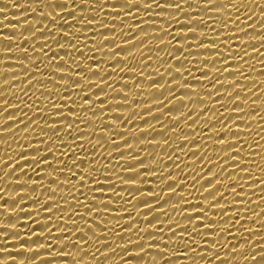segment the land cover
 I'll list each match as a JSON object with an SVG mask.
<instances>
[{
    "label": "bare ground",
    "instance_id": "6f19581e",
    "mask_svg": "<svg viewBox=\"0 0 264 264\" xmlns=\"http://www.w3.org/2000/svg\"><path fill=\"white\" fill-rule=\"evenodd\" d=\"M49 3L63 2V0H48ZM114 2V0H113ZM144 0H141L143 3ZM197 2L199 7L196 6ZM227 8H211L208 4V0H190L191 7L185 5L184 10L192 12V15L201 13V16L196 19H203L209 21L210 24H214L217 31L223 26L222 22L229 17H232L235 9L232 3H228V0H224ZM73 5L69 4V8ZM119 7V5H117ZM167 7V5H165ZM205 7H209L210 11L206 12ZM241 8L244 14L239 17V20H244L245 15L251 16L250 20L245 21L248 26V35H243L239 30L244 28L245 24L237 25L233 23L231 19H228V25L224 27V31L219 33V39L224 41V37L230 34H234L232 41H224L228 47L221 45V51L216 53L215 51H205V48L214 49L215 45L211 44V39L215 38L217 32H213L210 27H197L195 29L197 36L192 37L191 32L188 29H181L178 25L173 26L170 30L179 33H188L189 40L193 45L197 44L200 39H203L205 34H208L209 40L205 41L202 48L192 49V55L188 57V61L184 62V67H180L177 64V59H181L183 54L176 52L174 49L160 51L159 49L167 42L169 37H164L163 41H156L155 39L150 42H146L145 45L139 44V39L146 35L145 32H139L136 35L138 27L132 20L127 21V24L133 26V33L129 35L133 36V40L125 41L119 36L120 24L114 25L117 28V33H106V36H113L117 41L125 46L132 43H136L138 46L133 45L130 52H119L117 58L128 57L129 64L133 65L132 71L137 75L128 74L127 65H114L111 62L112 58L104 56V52L112 48V45H105V49H101V55L95 58L108 59V64H91V60L84 61L85 65L91 64L93 69H101L102 76H107L108 72L114 74L110 77V80L114 82L113 86L117 89L116 93H113L111 89H106L105 92H98L96 89L90 90L93 94V100H103L107 96V100L104 106L105 111L99 113V107L97 104L98 116H94L92 112H87L83 115V119L79 123L80 130L87 133V136H78L80 140L90 139L93 143H99V137H112L120 144V148L105 144V146L98 151H105L112 157L111 162L101 159V164H107L109 168L113 169L111 172H104L100 175V180L103 183H112L113 181H104V175H111L115 181L116 188H104L102 191L105 195L101 198L99 191L97 190L95 195L98 203H108L110 207L108 209H96L93 208V212H87L86 208L80 207L76 204L74 197H79L81 202L85 201V198L80 195V192L76 190L79 186L77 180L69 179L71 173L68 168L61 166L57 162L54 156L49 155L48 161H41L39 172H33V165L24 163L25 160L40 159L41 155H46L49 151L55 153V157L60 155V151L56 150L55 145L52 149H48L44 142L38 140L35 136V132H40V137L45 136L44 132L40 131V128H36L35 124L29 125L27 129L24 128V123H16L12 120L17 119L22 113L18 112L19 109H9L7 112H3L0 108V251L5 252V256H0V264H10L12 260H15L16 264H165L167 259L168 264H220V260L198 259L192 258L190 252H184L181 246L180 250L176 249V237H172L168 231V225L175 227V222L179 220V226L183 227L189 222L184 219L187 214L195 215L196 212L204 210L206 216L213 220L218 221L213 225L208 223L209 227L227 229L232 228L233 223L235 227L231 233L221 234L217 232H210L207 235L212 239H219L220 244L224 247L221 249L220 244L213 245L216 250L220 251L221 259L225 260V264H256L252 261L250 256L245 257L243 250L248 248L249 252L260 251L264 249V0H243ZM51 9L47 6L41 7L40 0H0V106L7 103L10 108H15L18 105L23 107L21 103L23 100L25 103L35 102L32 111L28 109H22L28 112L29 117H34L36 123H39L41 127L45 126L44 119L40 118L39 113L41 110L48 113V98L41 96L39 91L35 89L29 90V96L31 100L23 96L21 92L22 88L27 87V78L24 76L20 64L31 67L33 71H37L35 63L38 62V58L33 53L31 45L35 44V47L39 49L40 42L36 37L34 41H20L19 35L12 36L14 31L19 34L23 32L24 27L29 23L34 27H42L40 24L39 16L43 15V12H48ZM60 8H56L53 15L61 13ZM139 12V18L147 20L148 16H154L155 11L159 9H153L152 13H144L142 9H134ZM213 13H220V15H213ZM77 11V15H79ZM87 15V12L85 13ZM101 17L105 13H100ZM163 17H169L168 12L160 13ZM182 21L187 20L183 13L176 14ZM69 21L72 17L67 18ZM119 20V17H116ZM19 20L20 23L17 21ZM62 21L58 20L57 24ZM45 25H49L48 20H44ZM93 23H96L95 21ZM158 27L148 28L147 33L163 35L160 32V27L169 28V25L164 20L155 21ZM146 27V25H141ZM53 30L59 32L63 31L71 33V29H59L57 25H51ZM255 28V30H252ZM91 31H95L92 29ZM91 31L85 30L88 36H91ZM127 31V27H125ZM47 29L45 30V34ZM41 33H37L39 37ZM25 37L31 36V33L24 32ZM8 39L13 40L11 44L7 42ZM45 37H39L40 41H43ZM83 39V38H82ZM93 39L99 40V37H93ZM175 43V42H174ZM253 43L256 44V48H253ZM19 44L20 47H24L28 50L29 55L32 56V62L28 60L21 61L20 49L15 47ZM184 46L185 52L188 51L187 45L184 41H180L177 46ZM7 46H13L9 49ZM91 47V41H89ZM83 48V45H81ZM58 46L53 43L52 50L57 51ZM83 51L88 56L93 54L88 51L87 48H83ZM171 51L172 57L166 54ZM247 52L244 60H241V55ZM135 56V60L132 56ZM142 56L148 57L145 61ZM159 57V58H158ZM227 57V59H225ZM83 57L77 56L78 61H83ZM217 60L215 66L212 63L197 64V61L203 62L204 60ZM57 60H68L71 64V60L65 56L64 52H59ZM147 62L148 67L143 68L141 71L140 65ZM226 65L227 70H223L219 73V81L215 83V79L218 75L217 69H223ZM123 67V71L120 69ZM186 68H190L192 76H189ZM168 69H178L182 73L181 76H176L173 71H166ZM199 69V70H198ZM44 78L49 76L47 70L41 65L39 69ZM62 72H66L67 69H61ZM21 75L15 77L13 75ZM201 72H208L207 76L201 75ZM229 72H233L234 75H229ZM159 73V75H157ZM6 74V75H5ZM85 80L91 79L93 82L99 81L104 83L99 77L92 76L91 73L84 74ZM138 76L146 77V79H140L137 84ZM163 76V78L161 77ZM193 76L195 80H193ZM21 81H15V80ZM55 80L63 84L66 81H61L59 75L55 76ZM156 80V84H152V81ZM213 80V81H212ZM187 81V83H186ZM196 81H199L197 83ZM11 83V84H10ZM111 83V82H110ZM215 83V84H213ZM223 85H220V84ZM10 84V85H9ZM235 84V87H231ZM125 85H130L126 87ZM179 85V87H178ZM38 87H44L39 85ZM49 91L54 90L52 84H48ZM169 88L175 89V93H170ZM191 90L188 92L186 90ZM211 91L212 95L209 96L208 92ZM126 94L129 99L124 100L123 96L118 93ZM163 93V95H161ZM194 93V94H193ZM238 94V95H237ZM18 97V99L16 98ZM77 104L82 103L75 95ZM72 98L66 97L71 101ZM204 103H200V100ZM182 100V101H181ZM43 101V103H41ZM135 101V102H134ZM164 101V107L160 108L159 103ZM196 101V103H193ZM58 107H64L65 113L76 117L78 113L71 112L70 107L74 105L64 106L59 100L56 101ZM89 104L92 101L88 102ZM117 103L124 104V107L108 108L107 105H115ZM184 104V105H181ZM39 105V108L35 107ZM127 105H131L130 107ZM221 105H224L221 107ZM6 107V106H5ZM151 107V111L147 108ZM205 108H209L210 111L204 112ZM169 109H172L169 111ZM193 110L192 119H196L197 114L203 113L197 122L193 124V121L184 120V115ZM135 111V115H133ZM14 114V115H13ZM117 114L123 118L131 116V120L127 123H123L121 119H117ZM192 113H189L191 115ZM13 115V116H8ZM57 114V120H59ZM223 115L225 118L231 117L217 123V117ZM23 119V117H21ZM90 119L92 121L87 127H85L84 120ZM179 119V122H177ZM147 120L148 123L144 121ZM210 120L212 127L206 124L205 121ZM8 122V125H5ZM51 123V121H49ZM64 123V121H59ZM114 124L116 129L120 132H124V136H119L116 130L105 128L103 125ZM223 124V126H221ZM11 126V127H9ZM54 127L56 125H53ZM202 129H205L203 131ZM229 131L228 136L221 137V134L226 130ZM147 131L148 134L144 132ZM233 132H239V136L232 135ZM29 133H32L29 135ZM163 133V135H160ZM52 139H55L57 135H64L63 129L59 133L48 134ZM73 135L78 133L73 131ZM170 137V140L166 138ZM215 138V143L213 142ZM187 144H184L181 148V142L186 140ZM65 140H70L65 136ZM128 140L129 143L125 144L124 141ZM237 143L236 148L227 149L224 144L227 141ZM196 141H200L196 143ZM29 142L32 144L39 143L40 153L32 152L29 147ZM49 143L51 140L48 141ZM56 143H61L56 140ZM91 152V146L86 145ZM132 148L135 151L129 152L128 149ZM27 149V155L19 157V153ZM175 149V152L172 150ZM79 152L80 158L90 159L86 153L75 149ZM121 151L125 152L124 156H120ZM131 151V150H130ZM236 151L240 152L239 156H235ZM139 153V156L135 154ZM192 152H196L197 155H192ZM206 153V161H201L199 157ZM233 154L234 160H239L240 164L237 165L231 161H220V156H226L227 154ZM171 154V155H170ZM94 155V154H93ZM176 155H179V161H176ZM135 156V159L133 158ZM11 157H15L14 162L9 161ZM210 158V160H209ZM75 159L69 153L64 157V161L71 164ZM143 159L144 163L140 164L137 161ZM171 160V161H170ZM9 161V163H8ZM51 162L54 167H45L46 163ZM135 164V169L128 168L127 164ZM212 163H223L227 172L216 177L214 185L219 187V193L216 195V199L219 198L220 193H223L225 200H221L218 204H215L212 209L208 210L209 201L213 200V197H209L205 188H212L213 185H206L205 180L212 178L213 174L218 172V168H213L211 173H207V167H210ZM15 164H22L23 168H17L12 171ZM78 169H84L85 172H91L93 165H81L78 163ZM177 164L179 167H177ZM201 164H204L203 170L200 172L204 179H198V182L193 185L194 170L199 168ZM247 164L248 167H244ZM187 165V166H185ZM55 167H59L60 171L54 170ZM149 169L147 172L143 169ZM78 169H73L76 175H80ZM127 169V170H126ZM140 170L141 175L135 180L128 178V173ZM232 173L229 179H224L228 173ZM27 173V174H25ZM117 173H122L120 178H117ZM171 173V175H168ZM206 173V175H205ZM67 174V175H66ZM166 176L167 180L161 177ZM88 180L87 176L83 177ZM123 180V183H121ZM176 180L177 184L173 188H169L168 184L171 181ZM56 181V182H53ZM185 181L187 186L185 187ZM90 185L95 188L93 181H88ZM223 184V187L220 185ZM21 185H23L21 187ZM204 187H201V186ZM140 188L141 191H136ZM243 189V191H241ZM175 190L179 195L172 196V192ZM87 193L88 201L93 197V192H89L87 188L83 189ZM113 192L118 195H113ZM242 199L236 198V194ZM159 195V201L153 200L152 196ZM122 196L121 200L118 197ZM179 196H184L186 200H180ZM207 197V199H205ZM144 199H147L149 203L146 205L142 203ZM168 200V203H164ZM227 201H231L228 204ZM185 203L201 205L202 207H187L183 209V214L174 211V208L182 207ZM148 207L154 209L153 212H148ZM227 208V212L221 213L219 209ZM74 209H79L78 215L87 216V224L94 232L99 235L104 230L93 223V215L95 211H107L111 213L110 216H95L97 222L106 223L108 228L116 227L117 231H120V226L128 227L131 224L132 228L124 230V236L122 239H135L134 234H128L134 231L136 227L142 230V236L144 241H150V239H160L159 236L149 238L143 230L152 229L153 225L148 224V220H153L154 216H158V219L153 220V224L157 227L163 223V241L168 242L169 247L164 248V243L156 247L158 249H164L168 252V256L165 259H161L156 256L155 250H152L153 260H149L145 256L143 260L128 259L125 256V260H121L120 256L124 254V250L117 247L118 244H123L124 241H120L111 231L106 233L107 247L100 245L99 243L93 244L92 241L96 239H103L88 231L85 228V220H78L77 216H73ZM166 212L171 215L172 219H167L164 215H159L161 212ZM131 212V216L127 213ZM239 215L240 220L235 221V217ZM117 217H122L119 221ZM229 217H232L230 220ZM204 217L197 218L193 223L198 224L199 220ZM79 224V228L74 225ZM241 225L243 226L241 228ZM6 229H13L19 235H13L11 231H5ZM179 231V227L176 228ZM66 232H71V240L78 242L80 245L72 247L69 241V237L64 235ZM243 236L241 238V233ZM81 233L84 237L81 238ZM249 233H252L251 235ZM185 237L188 236L187 232H184ZM232 236L238 237L237 239H231ZM90 241L85 244V239ZM198 241L199 237L196 238ZM27 241L24 243L23 241ZM247 241V243H245ZM51 242V244H49ZM105 241H100L104 243ZM203 244V241H200ZM65 244H68L65 247ZM235 246L236 249L241 250V254L235 255L229 252V249ZM132 246H130L131 248ZM84 249L80 251L78 249ZM112 248H116L115 253H111ZM98 249V251H97ZM16 255L15 252H23L22 256H7ZM38 251V253H33ZM200 251V250H197ZM235 251V250H234ZM140 252L139 249L132 248L129 255ZM204 252L211 257L214 253L209 252L208 249H204ZM94 253V255H93ZM101 253H107V257ZM255 254V253H253ZM2 255V254H0ZM39 255V256H38ZM36 256V257H34ZM62 256H67V259H62ZM188 258L185 259L184 257ZM179 257V258H177Z\"/></svg>",
    "mask_w": 264,
    "mask_h": 264
},
{
    "label": "snow or ice",
    "instance_id": "6c2138e0",
    "mask_svg": "<svg viewBox=\"0 0 264 264\" xmlns=\"http://www.w3.org/2000/svg\"><path fill=\"white\" fill-rule=\"evenodd\" d=\"M228 3L233 4V8L235 9V12L233 13L232 17H229L228 19H231L233 23L239 27L241 24H245V21L250 20L251 16L248 14L244 16V20H239V17L244 14L241 8V4L243 3V0H228ZM41 7H49L51 10L48 12H43L42 16H39L40 24L42 27H34L31 23H29L26 27H24L23 32H20L17 34L14 31V34L12 36L19 35L20 41H34L33 38L36 37L37 40L40 42L41 46L39 49L35 47V44L31 45V49L33 53L35 54L36 57L38 58V62L35 63V68L37 71H33L31 67L25 66L23 63L20 64V68L22 69V72L24 76L27 78V87L22 88L21 92L23 93L24 97H27L29 100H31V96H29V90L35 89L36 91H39L41 93V96H46L48 98V107L49 111L47 114L43 110L40 111L39 116L40 118L44 119L45 121V126L41 127L39 123H36V120L34 117H29L28 112L23 111L22 109H28L29 111H32L33 105L35 102L32 103H25L23 100H21V103L24 105L23 107H20L19 105L15 108H10L7 103L5 105L0 106V108L3 109V112H7L9 109H19L20 113H22L21 116H19L17 119L12 120L13 122L16 123H24L25 120H27V123H24V128L27 129L29 125L35 124L36 128H40L41 132L45 133V136L43 138L40 137V132H35V136L38 140L41 142H44L46 144V147L48 149H52L53 145H55L56 150L60 151V155L58 157H55V153L52 151H49L46 155H41L40 159H31V160H25L24 163L31 164L33 165V172H39V165L41 164V161H48V156L52 155L54 156L55 160L61 164L62 167L68 168L69 172L71 175L69 176V179H75L79 182V186L76 187V190L80 192V195L85 198V201L82 203L79 197H74L76 204H79L80 207L86 208L87 212H93V208L96 209H108L110 205L108 203H98L96 199V191H99V196L102 198L105 193L102 191L104 188H116L115 181L113 180V177L111 175H104V181H113L112 183H103L100 180V175H103L104 172H111L113 169L109 168L107 164H101V159L107 162H111V155L109 153H106L105 151H98V149H101L105 146V144L114 146L115 148H120V144L117 142L115 139V136L112 137H105V136H100L99 137V143H93L90 139H85V140H80L78 136H87L88 134L81 131L79 127L80 121L83 119V115L87 112H92L94 116H98L97 108L96 105L99 104L101 107H99V113H103L105 111V108L103 105H105L107 96L103 100H93V94L90 90L96 89L98 92H105L106 89H111L113 93L117 92V89L113 86L114 82L110 80V77L114 74L113 72H108L107 76H102V70L101 69H93L91 67V64H108L109 60L108 59H97L95 57L100 56L101 49H105V45H112L111 49H108L104 52V56L108 58H112L111 62L114 65H127L128 69L127 72L128 74H133L137 75L132 71L133 65L129 64V59L128 57H122V58H117L119 52H130V49L133 48V45H138L136 43H132L128 46H125L124 44H121L117 41L115 38V35L109 37L106 36V33H117V28L114 26L116 24H120L119 28V36L125 41V44L127 41L133 40V36L129 35V33H133V26L127 24V21L132 20L135 22V25L138 27V31L136 32V35H139V32H145L146 35L144 37H141L139 39V44L140 45H145L146 42H150L151 40L155 39L156 41H163L164 37H169L166 43L163 44V46L159 49L160 51H165V50H172L174 49L176 52H180L183 54L181 59H177V64L180 65V67H184V62L188 61V57L192 55V49L195 47L196 49H200L204 46L205 41L209 40L208 34H205L203 39H200L199 42L195 45L190 42L189 40V34L184 32V33H179L177 34L174 31H171L170 29L178 25L181 29H188L191 32L192 37H196L197 33L195 29L197 27H210L213 32H217V35L215 38L211 39V44L215 45L214 49H208L205 48V51H215L216 53H219L221 51V45L223 47H228L227 43L224 41H232L234 39V34H230L224 37V41H221L219 39V33L224 31V27L228 25V19L223 20L222 24L223 26L217 31L215 28L214 24H210L209 21L203 20V19H196V17L201 16V13H196L195 15H192V12L185 11V5H188L191 7L190 0H144L143 3H141V0H63V2H58V3H49L48 0H40ZM69 4L73 5V7L69 8ZM208 4L211 6V8H227L226 4L224 3V0H208ZM119 5V7H117ZM167 5V7H165ZM197 7H199V3L197 2L196 4ZM56 8H60L62 10L61 13L57 15H53V13L56 11ZM134 9H142L144 13H152L153 9H159V11H155L154 16H148L147 20L143 18H139V12L134 11ZM206 12L203 13H208L210 11L209 7H205ZM77 11H79V15H77ZM264 11V9H262ZM87 12V15L85 14ZM105 13L103 17H101L100 13ZM163 12H168L170 15L169 17H163L160 15V13ZM177 13H183L185 17H188L187 20H181L176 14ZM213 15H220V13H213ZM72 17V20L69 21L67 18ZM116 17H119V20L116 19ZM44 20L49 21V25H45L43 23ZM60 20L62 21L61 23L57 24V21ZM158 20H164L167 25H169V28H163L160 27V32L163 33V35H156V34H149L147 33L148 28H155L158 27V25L155 23V21ZM19 23L20 21L17 20ZM96 23H93V22ZM51 25H57L59 29H65L69 28L71 29V33H66L63 31H55L51 27ZM141 25H146V27L141 26ZM125 27H127V31H125ZM247 25L245 24L244 28L239 29L243 35H248L247 31ZM47 29V33L45 34V30ZM92 29H95V31H91ZM85 30L91 31V36H88L85 32ZM252 30H255L253 28ZM24 32H29L31 33V36L25 37ZM37 33H41L39 37H45L43 41L39 40V37H37ZM93 37H99V40L93 39ZM83 38V39H82ZM2 41V40H0ZM89 41H91V47L89 46ZM180 41H184L185 44L187 45L188 51L185 52L184 46H177L179 45ZM7 42L11 44L13 40L8 39ZM175 42V43H174ZM53 43L58 46L57 51L52 50V45ZM261 44H264V41H261ZM83 45V48H87L89 52H91L93 55L88 56L86 53L83 51V48L81 47ZM253 48H256V44L253 43ZM15 47L20 49L21 56L19 59L21 61L23 60H28L29 62H32V56L29 55V52L26 48L20 47L19 44H16ZM7 48L11 49L13 46H7ZM64 52L65 56L71 60V64H69L68 60H57L59 52ZM169 58H174L172 57L171 51H168L166 53ZM247 55V52L243 55H241V60L243 61L245 56ZM77 56L83 57V61H78ZM159 58V57H158ZM132 59L135 60V56H132ZM142 59L145 61L148 60V57L142 56ZM227 59V57H225ZM91 60V64L85 65L84 61ZM218 61L213 59V60H204L203 62L197 61V64H208L212 63L214 66ZM188 63H191V61H188ZM43 65L45 70L48 71L49 76L47 78H44L42 74L40 73L39 69L40 66ZM141 71H143V68L148 67V63L145 62L142 65H140ZM61 69H67L66 72H62ZM123 67L120 69V71H123ZM199 70V69H198ZM223 70H227L226 65L224 66L223 69H217V77L215 79V83L219 81V73ZM166 71H173L175 72V75L173 76V79L176 78V76H181L183 78L182 73L179 72L178 69H168ZM185 71L188 72L189 76H192V72L190 68H186ZM18 73L13 76L19 77L21 73L19 72H14ZM80 73L88 74L91 73L92 76L99 77L100 80H103L104 83L101 84L99 81L93 82L91 79L85 80L84 76H81ZM6 75V74H5ZM59 75L61 81H66V83H59L58 81L55 80V76ZM159 75V73H157ZM201 75L207 76L208 72H201ZM229 75H234L233 72H229ZM163 78V76H161ZM140 79H146V77H140L138 76L137 79V84L139 83ZM193 80H195V77L193 76ZM15 81H21L19 79ZM213 81V80H212ZM111 82V83H110ZM199 83V81H196ZM157 81L153 80L152 84H156ZM187 83V81H186ZM213 83V84H215ZM11 84V83H10ZM9 84V85H10ZM48 84H52L54 86V90L49 91L47 88ZM39 85H44V87H38ZM220 85H223L222 83ZM126 87H130V85H125ZM2 87V86H0ZM179 87V85H178ZM231 87H235V84H232ZM170 93H175V89L169 88L168 90ZM188 92H191V90H186ZM194 94V93H193ZM75 95V97H78L82 103L77 104V101L75 98H72ZM118 95L123 96L124 100H128L129 97L120 92ZM163 95V93H161ZM208 95L211 96L212 92L209 91ZM238 95V94H237ZM66 97L72 98L71 101L69 99H66ZM18 99V97H16ZM59 100L61 104L64 106H69L74 105L73 107H70L71 112H76L78 115L74 118L71 115L64 114L65 113V108L64 107H58L56 101ZM92 101L91 104L88 102ZM182 101V100H181ZM135 102V101H134ZM200 103H204V101L201 99L199 101ZM43 103V101H41ZM164 101H161L159 103V107L163 108L164 107ZM193 103H196V101H193ZM184 105V104H181ZM6 106V107H5ZM124 104L117 103L114 106L109 104L107 105L108 108H119V107H124ZM131 106V105H127ZM224 105H221L223 107ZM35 107L39 108V105H35ZM149 111H151V107L147 108ZM172 109H169L171 111ZM204 112L210 111L209 108H205L203 110ZM3 112H0V115L3 114ZM189 113H192L189 115ZM57 114L59 115V120H57ZM203 113L197 114L196 119H192L193 115V110L189 109V111L184 115V120L188 121L191 120L193 121V124L197 122V119L200 118V116ZM14 115V114H13ZM13 115H8V116H13ZM133 115H135V111H133ZM23 117V119H21ZM231 117L225 118L223 115L217 117V123H221V121H224L225 119H229ZM117 119H121L123 123L127 121V123L131 120V116L128 118H123L119 114H117ZM264 119V117H262ZM51 121V123H49ZM59 121H64V123H59ZM145 123H148L147 120L144 121ZM177 122H179V119H177ZM92 121L90 119L84 120L85 127H87L89 124H91ZM206 124L212 125V122L210 120L205 121ZM5 125H8V122H6ZM53 125H56L55 127ZM105 128L113 129L117 131V134L119 136H124V132H120L116 129V126L114 124H107L105 123L103 125ZM223 126V124H221ZM11 127V126H9ZM63 129L64 135H57L55 139H52L48 134H56L59 133ZM75 130L78 135H73V131ZM205 131V129H202ZM229 131L231 129H226L222 134L221 137L223 136H228ZM32 133H29L31 135ZM145 137L147 136L148 132H144ZM160 135H163V133H160ZM232 135L234 136H239V132H233ZM65 136L69 137L70 140H65ZM171 138L168 137L166 140H170ZM51 140L49 143L48 141ZM56 140H59L61 143L57 144ZM200 141H196V143H199ZM213 142L215 143V138H213ZM125 144L129 143L128 140L124 141ZM188 141L187 139L181 142L180 147L182 148L184 144H187ZM237 141L236 143L232 142L231 140L227 141L226 144H224V147L227 149H234L236 148ZM86 145L91 146V152H89V148ZM29 147H31L32 152L34 153H40V145L39 143L37 144H32L29 142ZM80 149V151H83L86 153L87 156L91 157L90 159H83L80 158L79 152L75 151V149ZM131 150V151H130ZM129 152L135 151L132 148L128 149ZM175 152V149L172 150ZM75 157V159L71 162V164L67 163L64 161V157L69 155ZM94 154V155H93ZM19 157H23L27 155V149L25 151L20 152ZM120 156H124L125 152L121 151L119 153ZM171 155V154H170ZM192 155H197L196 152H192ZM235 156H239L240 152L236 151L234 153ZM135 156H139V153L135 154ZM135 156L133 157L135 159ZM2 159V158H0ZM16 158L11 157L9 161L14 162ZM201 161H206V153L204 155H201L199 157ZM228 160L231 161L237 165L240 164L239 160H234L233 159V154L229 153L226 156H220L219 160ZM210 160V158H209ZM8 161V163H9ZM81 165H93L92 171L91 172H85L84 169H78V164ZM171 161V160H170ZM176 161H179V155H176ZM208 162V161H206ZM137 163L143 164L144 160L141 159L137 161ZM17 165H19L18 168H23L22 164H15L13 167L12 171L17 168ZM187 166V165H185ZM204 164H201L199 168H196L194 170V175H193V180L192 184L195 185L198 182V179H204V176L200 175V172L204 168ZM45 167L53 168L54 165L49 162L45 164ZM128 168H133L135 169V164H127ZM177 167L179 165L177 164ZM244 167H248L247 164L244 165ZM213 168H218V172L213 174L212 178H208L205 180L206 185H213L212 188H205V191H207L209 197H213V200L209 201L208 204V210L210 211L212 207L215 204H218L221 200H225V196L223 193H220L219 198L216 199L217 193H219V187H216L214 185V180L216 177L220 176L221 174L227 172V168L223 163H212L210 167H207V173H211ZM73 169H78L80 172V175H76L75 172H72ZM55 171L59 172L60 168L55 167ZM127 170V169H126ZM149 169L145 168L143 171L147 172ZM27 174V173H25ZM67 175V174H66ZM123 174L122 173H117V178H120ZM141 175L140 170H136L133 172L128 173V178L130 180H135L139 178ZM168 175H171L169 173ZM206 175V173H205ZM87 176L88 180H85L83 177ZM232 176V173H228L226 176H224V179H229ZM164 180H167L166 176L161 177ZM88 181H93L95 184V188L88 183ZM56 182V181H53ZM121 183H123V180H121ZM177 184L176 180L171 181V183L168 184L169 188H173V186ZM23 185H21L22 187ZM184 186H187V181H185ZM201 187H204L203 185ZM220 187H223V184L220 185ZM84 188H87L89 192H93V197L90 201H88L87 198V193L83 191ZM136 191H141L140 188H137ZM243 191V189H241ZM113 195H118L117 193L113 192ZM179 194L173 190L172 196H178ZM119 199L123 200L124 198L122 196L118 197ZM236 198L242 199L239 197V194H236ZM153 200L159 201L160 196L159 195H154L152 196ZM187 198L184 196H179V200L177 203L179 204L180 200H186ZM207 199V197H205ZM144 204H148L149 201L147 199H144L142 201ZM164 203H168V200H165ZM228 204H231V201H227ZM187 207H202L201 205H195V204H188L185 203L182 207L179 208H174V211L180 212L183 214V209ZM154 209L152 207H148V212H153ZM221 213L227 212V208H221L219 209ZM79 209H74L73 211V216H77L78 220L82 219L85 220V228L88 231L93 232L94 235L98 237H103V239H96L95 241H92L93 244L99 243L100 245L104 246L105 248L107 247L108 243V237L106 233L108 231H111L120 241H124L123 244H118L117 247L121 248L124 250V254L120 256L121 260H125V256L128 257V259H133V260H143L145 259V256L148 257V259L151 261L154 259L152 256V250H155L156 256H159L161 259H165L169 254L166 252L164 249H158L156 246L160 245L162 242L164 243V248H168L169 244L166 241H163V228L164 224L161 223L158 227L153 224V220L158 219V216H154L153 220H148V224L153 225L152 229H145L143 230L146 232L147 236L149 238L159 236L160 239H150V241H144L143 236H142V230L139 227H136L134 231L129 232L128 234H134L135 239H122V237L125 235L124 230H128L132 228L131 224H125L129 225L128 227H123V225L120 226V231H117V228L114 226L111 229L108 228L106 223L103 222H97L95 220V216H110L111 213L107 211H100L97 210L95 211L93 215V223L97 224L98 227L102 228L104 230L103 233L97 235L94 230L88 226L87 224V216L85 215H78ZM129 216H131V212L127 213ZM159 215H164L167 217V219L171 220L172 217L171 215H168L166 212H161ZM199 217H204V219L199 220L198 224L193 223L194 221L197 220ZM122 217H117L116 219L119 221ZM184 219H186L189 223L183 227L179 226V220L175 222V227L173 225H168V231L171 233L172 237H176V249L180 250L181 246L184 252H190L192 254V258H198L201 260L204 259H213V260H220V264H225V260L221 259V254L219 250H216L213 245L220 244L219 239H212L210 238L207 233L210 232H217L221 234H226V233H231L233 231V228L235 227V223H233L232 228H227V229H219V228H213L209 227L208 223H211L213 225L217 224L218 221L211 219L210 217L206 216V213L204 210L198 211L195 213V215L192 214H187L184 216ZM231 220L232 217H229ZM240 220V216L237 215L235 217V221L238 222ZM74 227L79 228V224L77 223L74 225ZM179 227V231L176 230V228ZM243 226L241 225V228ZM5 231H11L13 235H19V233L15 232L13 229H6ZM184 232L188 233V236L185 237L183 235ZM250 235L252 233H249ZM64 235H67L69 237V241L71 243L72 247H76L77 245H80L78 242H74L71 240L72 233L71 232H66ZM243 236V232L241 233V238ZM84 237V234L81 233V238ZM199 237L200 240L198 241L196 238ZM238 237L232 236L231 239H237ZM85 239V238H84ZM105 241L104 243H100V241ZM89 239H85V244L89 243ZM200 241H203L204 243L201 244ZM26 243L27 241H23ZM247 243V241H245ZM51 244V242H49ZM68 244H65V247H67ZM130 246H132L130 248ZM224 247L223 244H220V248L222 249ZM132 248L139 249L140 252L134 253L129 255L130 251ZM204 249H208L209 252L214 253L211 257L208 256L206 252H204ZM80 251H84V249H78ZM200 250V251H197ZM235 250V251H234ZM248 248H245L243 250V255L245 257L251 258L252 261L256 262V264H264V249H260V251H252L249 252ZM98 251V249H97ZM116 248H112L111 253H115ZM230 253H233L235 255L241 254L240 249H236L235 246L229 249ZM9 253H12L11 251L7 252V256H22L21 253L23 252H15L16 255H10ZM33 253H38V251H33ZM255 253V254H253ZM0 256H5V252L0 251ZM105 257H107V253H101ZM94 255V253H93ZM39 256V255H38ZM36 257V256H34ZM62 259H67V256H62ZM179 258V257H177ZM185 259L188 257L185 256ZM10 264H16L15 260H12ZM126 264V261H125ZM165 264H168L167 259H165Z\"/></svg>",
    "mask_w": 264,
    "mask_h": 264
}]
</instances>
